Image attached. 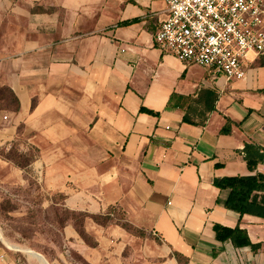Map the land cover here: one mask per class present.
I'll use <instances>...</instances> for the list:
<instances>
[{"label":"crops","instance_id":"obj_1","mask_svg":"<svg viewBox=\"0 0 264 264\" xmlns=\"http://www.w3.org/2000/svg\"><path fill=\"white\" fill-rule=\"evenodd\" d=\"M165 18L163 0H0V85L19 101L0 125V145L19 139L35 149L48 206L88 215L114 209L142 232L87 217L94 247L73 220L52 260L14 246L47 264H77L72 253L87 264H178L173 253L187 264H264V219L228 210V190L213 186L264 174V161L250 172L242 153L246 144L264 149V56L248 61L241 80L214 77L155 47ZM203 90L218 96L213 112L198 101ZM172 95L184 100L167 108ZM11 176L0 159V182ZM215 225L245 231L256 251L218 242ZM6 247L0 264H16Z\"/></svg>","mask_w":264,"mask_h":264},{"label":"built area","instance_id":"obj_2","mask_svg":"<svg viewBox=\"0 0 264 264\" xmlns=\"http://www.w3.org/2000/svg\"><path fill=\"white\" fill-rule=\"evenodd\" d=\"M166 18L155 47L184 65L241 80L251 58L264 56V0H163Z\"/></svg>","mask_w":264,"mask_h":264},{"label":"rangeland","instance_id":"obj_3","mask_svg":"<svg viewBox=\"0 0 264 264\" xmlns=\"http://www.w3.org/2000/svg\"><path fill=\"white\" fill-rule=\"evenodd\" d=\"M4 87L0 85V88ZM10 114L12 112L8 109L0 111V125ZM9 153H14V162L28 160L29 164L21 168L1 157ZM36 156L35 149L23 145L19 139L0 145V159L12 168L11 183L0 182V233L9 243L30 248L46 260H52L57 250H65L62 229L67 221L73 219L61 206H48L50 197L40 190V175L32 167ZM20 178L26 181L25 187L19 184ZM53 199L61 202V197ZM0 245L6 247L1 240ZM6 250L15 255L16 264H35L21 252L7 247ZM72 256L76 258L74 253ZM77 264L81 263L77 261Z\"/></svg>","mask_w":264,"mask_h":264},{"label":"trees","instance_id":"obj_4","mask_svg":"<svg viewBox=\"0 0 264 264\" xmlns=\"http://www.w3.org/2000/svg\"><path fill=\"white\" fill-rule=\"evenodd\" d=\"M122 25H127V23H123ZM261 65H264V63H261ZM259 93L264 94V90L259 91ZM175 98L184 100L182 97L172 95L167 108H170L171 102ZM217 98V94L209 90H203L198 95V101L203 104L205 113H210L215 110ZM2 109H8L12 113H17L19 111V101L15 94L7 87L0 88V111ZM139 111L141 113L159 116V113L149 111L143 107H141ZM183 122L193 124L186 115L183 117ZM230 128L231 123L227 121L220 133L227 134L229 133ZM242 153L244 155L247 168L250 172L254 171L257 165L264 161V149H260L255 145L246 144ZM13 155L14 153H9L7 156L1 157L8 162H13L18 167H27L29 164L28 160L24 161V163L21 162V160L14 162L12 158L15 159V157ZM213 186L219 190H228V197L225 203V207L228 210L239 214V216L251 215L264 219V174L215 179L213 181ZM65 211L67 210L65 209ZM69 213L72 215V219L75 223L76 231L78 232L79 236L88 245L93 247L95 246V243L84 233L82 227L83 221L87 217L103 227L109 224H115L121 226L132 235L142 236L141 231H138L125 222L124 215L114 209H109L103 215H88L72 212ZM213 230L215 232V238L218 242L224 243L226 241H230L235 248L250 247L253 251H256L257 249L255 245L251 244L246 232L239 229L238 227L231 229L215 225ZM173 256L178 264H187L186 259L181 257L179 254L173 253ZM75 259L81 264H87L77 255Z\"/></svg>","mask_w":264,"mask_h":264},{"label":"bare ground","instance_id":"obj_5","mask_svg":"<svg viewBox=\"0 0 264 264\" xmlns=\"http://www.w3.org/2000/svg\"><path fill=\"white\" fill-rule=\"evenodd\" d=\"M0 239H1L3 242H5L4 239L2 238L1 234H0ZM5 244H6L9 248H11V249L21 250V251L27 252L28 255H29L32 259H34V261H35L36 264H47L46 261H45L40 255H38V254H36V253H34V252H32V251H29L28 249H22V248H20V247H17V246H14V245L12 246V245H9V244H7V243H5Z\"/></svg>","mask_w":264,"mask_h":264},{"label":"water","instance_id":"obj_6","mask_svg":"<svg viewBox=\"0 0 264 264\" xmlns=\"http://www.w3.org/2000/svg\"><path fill=\"white\" fill-rule=\"evenodd\" d=\"M47 263V262H46Z\"/></svg>","mask_w":264,"mask_h":264}]
</instances>
